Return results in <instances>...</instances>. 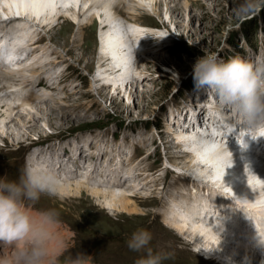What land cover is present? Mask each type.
I'll use <instances>...</instances> for the list:
<instances>
[{"label":"rangeland","instance_id":"obj_1","mask_svg":"<svg viewBox=\"0 0 264 264\" xmlns=\"http://www.w3.org/2000/svg\"><path fill=\"white\" fill-rule=\"evenodd\" d=\"M201 1L176 0L174 3V0H166L157 8V13H151L150 17L143 12L139 14L141 17L135 15L140 18L139 23L143 22L142 24L148 25L153 32L160 33L158 36L161 40H157V44L162 48L161 51H154L148 58L146 56L137 58L133 68L135 72L141 71L145 80L135 82L133 87L128 83L122 90H116L111 83L102 87L103 79L98 81L99 67L103 64L100 50L102 22L98 18L83 30L74 22L64 21V18L57 21L60 26L53 32H48L47 28L42 27L46 37L42 38L37 51L42 53L40 46L43 48L47 45L51 48L50 54L53 55L51 60L56 62L53 64L59 66L62 73L56 80L50 82L57 83L59 77L62 80L56 84V90L43 87L39 93L43 94L44 91L50 93L57 100L61 99L62 105L50 100L47 106L38 105L41 107L32 114L19 113L15 116V112L13 116L17 118V122L4 124L6 127L0 129V179L5 177L10 180L19 179L20 170L26 162L29 144L38 141L46 144L52 140L56 141L58 137H72L83 132V128L86 127L93 135L103 134L108 139L115 133L116 146L123 143L128 147L134 137L140 136L145 137L137 140L140 145L145 146L149 142L144 149L136 150L135 158L140 157L139 159L144 161L131 168L138 169L136 176L141 173V184H145L139 186L136 191L141 193V197L135 200L138 204V213L129 215L124 212H112L86 193L80 198L69 197L63 200L59 199L60 196L42 194L38 202L29 206L34 216L48 209L59 212L61 223L56 227L55 233L65 256L75 257L82 253L92 258L91 264H135L144 253L129 250L126 241L132 232L142 228L151 233L149 247L153 252L167 257L163 264H216L214 261L209 262L206 257L200 258L195 255L194 251L204 253L206 256L209 252L172 233L166 226L165 218L163 220L159 215V208L165 201V196H168L174 186L176 185L175 191L180 190L179 186L182 188L185 186L184 189L187 190V184L190 183L181 185L179 181H175L173 169L188 173L184 168L188 163H185V158L179 157L182 154L179 152L180 147L170 148L172 132H168L174 128V123L172 124L173 121H169L168 118L176 113L177 109L187 108L191 102L193 104L194 98L198 99V103H203L206 95L213 94L207 87H197L194 83L193 65L197 58L203 57L207 52L216 54L225 62L237 56L253 62L260 52L261 55L264 54V0ZM177 2L182 6H175ZM4 5L2 2L1 7ZM172 6L173 9L179 10L171 13ZM121 14L126 22L130 20L133 22L135 19L134 14L131 15L127 10ZM94 15L93 12L81 20L86 22ZM70 18L72 20V17ZM42 28H38L39 31ZM175 49L177 52L173 56L170 51ZM29 50L33 51L31 48ZM29 56L25 57L21 66L31 63ZM50 66L53 65L47 64L38 70L51 75ZM46 73L43 76H46ZM47 76L42 77L44 81H48ZM206 102L205 107L215 109L214 100L207 99ZM216 107L217 113L225 120L231 119V108L228 112L227 107L225 110L224 106ZM4 111L1 110L0 115L4 114ZM204 114L205 112L200 115ZM236 122L240 124L238 120ZM82 136L81 134L76 138ZM119 137L121 140L118 142ZM94 139L90 138L85 146L89 151L95 142L100 144L101 153L98 156H102L96 165L115 157L116 160L113 159L111 162L114 165L119 160L118 156H121L122 163L125 164L123 168L126 169L129 159L131 160L127 154H113L108 141L102 139L99 143V139L96 138L98 141ZM61 156L63 159L71 158L67 153ZM89 157L93 159H86ZM82 160L90 162L93 160L94 164V153L85 152ZM84 167L81 170H87ZM74 172L76 171H73V176L74 174L76 176ZM146 173L152 174L153 177ZM80 175L74 177L76 180L73 181L81 180ZM150 180L154 183L152 182L148 188L144 187ZM164 184L165 190L162 191ZM120 189L132 193L127 189ZM187 191L189 194L190 191ZM166 207V210H169L171 205ZM1 246L0 253L3 252ZM55 250L56 248H53L54 252ZM5 251L10 253V249Z\"/></svg>","mask_w":264,"mask_h":264},{"label":"bare ground","instance_id":"obj_2","mask_svg":"<svg viewBox=\"0 0 264 264\" xmlns=\"http://www.w3.org/2000/svg\"><path fill=\"white\" fill-rule=\"evenodd\" d=\"M163 1L166 0H0V20H13V18H19L18 22H13L15 26H12V28L19 31L18 35L16 33L14 34L13 42L16 45L15 47L20 50L18 52L16 50L13 51L15 54L12 58L14 62L11 63L13 66H11V69H8V73L12 76V80L17 83L11 87L3 85L0 89V93L2 91L5 94L0 95V114L1 110H5L4 114L0 115V129L2 130L4 124L7 122L15 124L17 122L15 116L19 113L32 114L34 110L41 107L38 105L43 104V106H47L50 100L55 101V104L62 105L61 99L57 100L50 93L45 91V93H39L38 95L35 94V91H32L33 93L29 96L28 100L29 104L24 102L20 106L17 105L19 102L10 103L12 100L10 97L12 94L9 92L10 89L13 90L14 87L19 86L23 90H26L28 86L39 83L40 78L46 77L48 73L45 71L39 72L40 70L38 69L55 62L51 60L53 55L50 54L51 48H49V46L47 47L46 45V47L43 48L40 46V52L42 53L37 51L39 48L38 45L40 44V41L37 39L38 28H47L48 32H53L60 26L57 21L64 18V21L74 22L78 25L80 30H83L98 18L102 22L100 50L102 54L101 62L103 63L99 67L100 79H98V81L103 79L104 83L102 87L105 85L108 86L111 83L114 85V88H117L116 90H122L128 83H130L132 87L135 82L139 83L137 79L134 81L132 80L131 76L133 75L141 76V82L145 80L142 77L141 71L135 72L133 68V65H135L133 58L135 56L137 60V58L141 56H146V58L150 57L152 51L149 47L152 44V38L156 36L157 40L161 39L158 36V34H160L159 32H153L148 25H143V22L139 23L140 18L136 16L141 12L149 15V17L152 16L151 13H157V8L162 5ZM175 1L176 0H174V3ZM2 2L5 4L4 7H1ZM174 5L180 6L181 4L177 2ZM185 5H188L187 2ZM173 6L171 8V13L179 10L173 9ZM125 10L129 11L131 15H136L133 22H131V20L128 22L122 20L123 16L121 12ZM93 12L95 15L92 16V19L86 22L81 20V18ZM70 17H72V20ZM4 26L5 24L0 23V31L5 28ZM2 38L3 37H0V40ZM134 40H141V44L137 42L139 45L138 47L145 46L143 49L149 51L143 52L141 50H136L132 52L131 47ZM30 48L33 49V51H30ZM160 48V44L156 46V49ZM21 51H25L26 53L24 54H26V56H24V54L17 55ZM34 54L35 57H33ZM27 56L31 57L29 59L31 63L21 66V63L24 62ZM38 57L42 61L39 60ZM45 73L46 76H43ZM49 75L47 76V80H53ZM6 77L4 80H8ZM55 83L56 82L53 84ZM131 92L128 97L129 100L131 99ZM34 97L38 99V103L35 102ZM214 105L215 107L219 105L221 108L224 106L225 110V105H222L217 99L214 101ZM201 110L200 108V111ZM208 110H211V108L209 109L208 107ZM15 112L16 115L13 116ZM202 113L203 112H201V114ZM178 122H180L179 119ZM236 124L238 123L236 122ZM173 126L174 128L172 127L168 132H172L170 135L172 138L170 137L169 141L170 148L180 147L179 152L182 154L179 157L185 158V163H188V166L184 168L191 175L195 176L198 181H203L205 184L209 182L212 183V185H203L206 188H204L203 191L201 187L192 191V196L190 195L192 194L191 191L188 194V191L184 189V187L182 188L179 186L180 190H176L172 193V199L169 201V204H167L171 205L170 209H167L164 213L166 216V226L169 227L172 233L182 237V239L189 241L206 252L208 251V257L212 256L213 260L222 264H259V262L264 264V172L260 171L261 163L258 158L264 156V152L255 150L253 154H250L249 149L252 148L250 144L246 147L234 145L232 147L227 146V148H225L226 144H224L221 147L223 150L222 153L206 154L201 151L199 142L201 140H208L212 143L215 142L211 137L207 136V132H205L207 130H204L202 135H198L190 132L188 133V131L183 129L176 130L178 128L175 127L176 123ZM236 128L238 129L239 127L236 126L235 129ZM250 134L251 133L245 131L244 134L240 136H244V139L249 140L250 138H253L252 140H261L262 144H264V130L259 133ZM230 137L231 140L233 139L232 141L235 142L237 138H239V133L231 130ZM94 140L98 141L96 138ZM252 142L255 144V141ZM261 142H258L257 145L260 146ZM78 150L81 152L79 158L77 162L73 163L71 166L63 165V161L65 160L60 154H56L54 157L51 155L50 158L43 159L42 165L50 167L56 173L60 172L62 169H69L67 175L64 177L59 176L63 181L59 195L60 198H80L86 193L98 204L111 209L112 212H124L127 214L129 213V215L138 213V204H136L137 202L135 200L141 197V193L139 194V192L136 191L139 186L145 185L141 184V173L136 176V170L138 169L135 170L134 168L125 173L124 170L126 169L123 168L125 164L122 163L123 158L118 156L119 160L114 165H112L111 162H113L112 160L115 159V157L109 158L107 161L105 160V162L103 161L106 166L101 181H92V176H84L79 173L81 174V180L76 182L73 181L76 180L74 177H77L75 174L73 176V169H80L77 164L85 156V152L82 153L83 149L81 147L78 148ZM100 157L101 156H94V164L92 162L93 160H91L90 169L96 170V164L97 161L99 162L101 159ZM86 159L90 160L93 159V157ZM90 173L95 175L94 172L90 171ZM131 180L138 183L131 184ZM152 182L153 181L150 180L144 187H150ZM214 187L217 188L215 189ZM120 188L132 191V193L123 192ZM215 206L219 210L216 211ZM218 212L220 213L218 214ZM229 213H232L231 217ZM245 218L256 221L255 224L245 227L251 228V230L248 231L250 234H246V237L249 239L243 241L238 238H232L228 229L231 227L233 231L244 233V227L241 221ZM224 223L227 224V226H224ZM54 231L56 232L57 229ZM253 232L260 234V238L253 237Z\"/></svg>","mask_w":264,"mask_h":264},{"label":"clouds","instance_id":"obj_3","mask_svg":"<svg viewBox=\"0 0 264 264\" xmlns=\"http://www.w3.org/2000/svg\"><path fill=\"white\" fill-rule=\"evenodd\" d=\"M193 80L197 87H207L222 105L234 110L249 132L264 128V59L250 62L237 56L225 62L206 52L193 65ZM199 144L206 154L223 151L208 140ZM20 173L18 180L0 179V264H91L92 258L82 253L65 256L54 231L61 223L57 210H43L35 216L30 210L42 194L60 195L61 177L31 160H26ZM151 239V233L142 228L131 233L127 247L144 253L135 264H163L167 259L153 252Z\"/></svg>","mask_w":264,"mask_h":264},{"label":"trees","instance_id":"obj_4","mask_svg":"<svg viewBox=\"0 0 264 264\" xmlns=\"http://www.w3.org/2000/svg\"><path fill=\"white\" fill-rule=\"evenodd\" d=\"M255 31H257V30H255ZM255 31H254V32H255ZM255 33H256V32H255ZM176 52H177V49H175V50H171V51H170V54L174 56V55L176 54ZM87 128H88V127H86V128H83V130H82V131H86V130H87ZM88 130H89V129H88Z\"/></svg>","mask_w":264,"mask_h":264}]
</instances>
